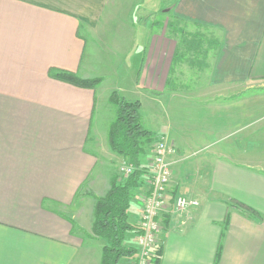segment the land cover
Instances as JSON below:
<instances>
[{
  "label": "crops",
  "instance_id": "obj_1",
  "mask_svg": "<svg viewBox=\"0 0 264 264\" xmlns=\"http://www.w3.org/2000/svg\"><path fill=\"white\" fill-rule=\"evenodd\" d=\"M114 2L0 0V264H100L104 241L92 235L95 200L86 193L103 196L113 173L93 176L104 169L91 136L98 87L49 72L95 78L83 63L85 37H101ZM169 9L175 20L211 30L216 46L204 75L190 71L197 86L188 92L180 72L170 79L179 86L167 91L175 42L170 56L161 36L138 52L135 90L150 106L151 94H168L162 107L169 116L151 131L171 149L168 190L198 201L186 211L170 203L161 216L158 264H264V168L248 154L254 139L244 100L249 89L264 88V0H173ZM147 189L144 182L131 200L137 226ZM135 238L127 242L135 246Z\"/></svg>",
  "mask_w": 264,
  "mask_h": 264
},
{
  "label": "rangeland",
  "instance_id": "obj_2",
  "mask_svg": "<svg viewBox=\"0 0 264 264\" xmlns=\"http://www.w3.org/2000/svg\"><path fill=\"white\" fill-rule=\"evenodd\" d=\"M172 3L173 0H115L106 12H113L115 16L111 18V15L104 14L100 28L101 37L90 35L85 37L83 63L90 68V74H94L95 78L103 79L102 84L97 85L96 88L98 99L91 123V136H95V141L99 143L96 149L104 169L100 170L97 167L93 172L94 177L100 171L104 176L112 172L111 176L123 178L118 173L121 163L111 159L107 148L108 130L115 118V107L110 102L113 92L127 100H139L142 103L140 122L153 133L158 132L162 120L169 116V112L164 115L162 107L163 99L168 94L159 96L151 94L150 99L152 103L155 102V106H150V103L143 99L145 94L137 92L134 88L138 52L145 48L148 39L159 36L167 39L168 56L171 54L174 42L177 44L175 52L178 56L174 55L172 59L167 83L171 88H167L168 92L172 87L179 86L178 81L170 80L178 76V72L187 75L184 78L186 83L183 84L185 86L183 88L188 89L187 92L197 86L192 82L194 76L190 71L193 70L195 74L200 71V74L204 75L203 63L216 46L214 41L216 36L207 28L175 20L169 12ZM195 69L199 70L195 71ZM204 85L205 82L198 81V86L202 88ZM245 95L247 136L251 141L254 139V142L247 147L248 154L262 158L259 159L261 162L258 164L259 167L264 168V88L249 89ZM175 102L181 104L184 101L175 100ZM240 107L242 108V104ZM185 110V107H180L179 115L183 116ZM88 146L91 148L92 145L88 144ZM251 150L253 152H250ZM100 180L99 183L102 182V179ZM168 193L172 198V192ZM91 202L92 200H87L86 204L91 207Z\"/></svg>",
  "mask_w": 264,
  "mask_h": 264
},
{
  "label": "trees",
  "instance_id": "obj_3",
  "mask_svg": "<svg viewBox=\"0 0 264 264\" xmlns=\"http://www.w3.org/2000/svg\"><path fill=\"white\" fill-rule=\"evenodd\" d=\"M49 75L58 81L86 89H94L102 80L99 77L80 78L69 71L52 70ZM110 102L115 107V118L108 130V148L121 156L132 171L123 178L112 176L109 189L103 196L86 193L95 200L92 235L104 241L100 264H119L124 260L130 262L137 252L136 245L127 242L128 236L139 233V228L131 221L129 210L134 192L144 185V175L147 173L145 154L156 139L140 122V101L127 100L113 92ZM80 191L76 197L82 195ZM241 209L255 214L245 207ZM71 223L74 228V222ZM160 256L161 248L158 247L154 264L159 263Z\"/></svg>",
  "mask_w": 264,
  "mask_h": 264
},
{
  "label": "built area",
  "instance_id": "obj_4",
  "mask_svg": "<svg viewBox=\"0 0 264 264\" xmlns=\"http://www.w3.org/2000/svg\"><path fill=\"white\" fill-rule=\"evenodd\" d=\"M171 149L167 147L163 137L156 138L147 162V173L144 182L148 189L142 197V207L138 223L139 233L135 238L137 252L130 264H153L156 251L160 245L159 234L162 230L161 216L171 203L175 211H186L198 206V201L182 195L170 198L169 182L171 178V162L167 155ZM132 171L125 165L118 169L119 175L127 176Z\"/></svg>",
  "mask_w": 264,
  "mask_h": 264
}]
</instances>
